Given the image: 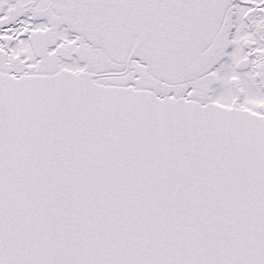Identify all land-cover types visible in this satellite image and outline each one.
I'll list each match as a JSON object with an SVG mask.
<instances>
[{
	"label": "snow or ice",
	"instance_id": "snow-or-ice-1",
	"mask_svg": "<svg viewBox=\"0 0 264 264\" xmlns=\"http://www.w3.org/2000/svg\"><path fill=\"white\" fill-rule=\"evenodd\" d=\"M0 264H264V0H0Z\"/></svg>",
	"mask_w": 264,
	"mask_h": 264
}]
</instances>
